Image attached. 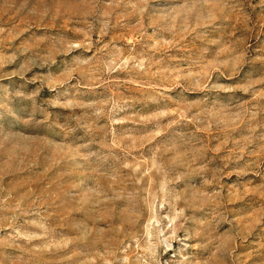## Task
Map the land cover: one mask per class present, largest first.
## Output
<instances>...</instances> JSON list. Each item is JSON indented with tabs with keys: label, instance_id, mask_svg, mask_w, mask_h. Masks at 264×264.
Listing matches in <instances>:
<instances>
[{
	"label": "rangeland",
	"instance_id": "obj_1",
	"mask_svg": "<svg viewBox=\"0 0 264 264\" xmlns=\"http://www.w3.org/2000/svg\"><path fill=\"white\" fill-rule=\"evenodd\" d=\"M0 264H264V0H0Z\"/></svg>",
	"mask_w": 264,
	"mask_h": 264
}]
</instances>
